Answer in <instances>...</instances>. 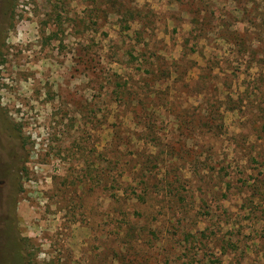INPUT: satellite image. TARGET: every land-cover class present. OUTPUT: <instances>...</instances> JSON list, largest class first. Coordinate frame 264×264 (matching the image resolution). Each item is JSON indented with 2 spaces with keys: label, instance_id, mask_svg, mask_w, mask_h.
<instances>
[{
  "label": "rangeland",
  "instance_id": "374dc122",
  "mask_svg": "<svg viewBox=\"0 0 264 264\" xmlns=\"http://www.w3.org/2000/svg\"><path fill=\"white\" fill-rule=\"evenodd\" d=\"M0 5V264H264V0Z\"/></svg>",
  "mask_w": 264,
  "mask_h": 264
},
{
  "label": "flooded vegetation",
  "instance_id": "af4514ba",
  "mask_svg": "<svg viewBox=\"0 0 264 264\" xmlns=\"http://www.w3.org/2000/svg\"><path fill=\"white\" fill-rule=\"evenodd\" d=\"M0 10H1V5H0ZM0 123H1V120H0ZM1 126H2V129H1V132H0V144L1 146L3 147V149H6L8 150L10 148L9 144L7 143L6 139L2 136V133H3V130H4V123H1ZM4 157V155H3ZM3 175V174H2ZM8 184L6 178L3 179V178H0V198L3 199V200H6L8 199L9 202H10V207L7 209V210H3V206L1 205L0 203V214H2L3 212H6L9 216L8 218H11V220L7 223V224H10L12 227H16V223H15V220H14V217H15V214H14V197L12 196H8V194L10 195L11 193H13L12 191H8V190H5V193L3 195H1V192H2V189L3 187H5L6 185ZM12 197V199H11ZM4 247H9L10 246V243H6V242H2ZM10 248V247H9Z\"/></svg>",
  "mask_w": 264,
  "mask_h": 264
},
{
  "label": "trees",
  "instance_id": "16d2710c",
  "mask_svg": "<svg viewBox=\"0 0 264 264\" xmlns=\"http://www.w3.org/2000/svg\"><path fill=\"white\" fill-rule=\"evenodd\" d=\"M217 126V123H216V119L214 117L211 118V128H215ZM263 130H264V125L262 126ZM172 183H169V185H171ZM172 192V191H170ZM134 196L138 199V200H141V201H145L146 198H144V193H137V192H134ZM14 255L16 256L15 260H17V255H16V251L14 253ZM13 255V257H14Z\"/></svg>",
  "mask_w": 264,
  "mask_h": 264
}]
</instances>
